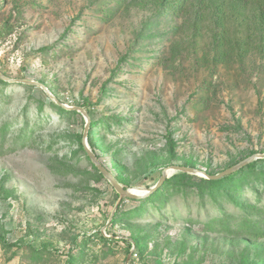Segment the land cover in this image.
Here are the masks:
<instances>
[{"label":"rangeland","instance_id":"rangeland-1","mask_svg":"<svg viewBox=\"0 0 264 264\" xmlns=\"http://www.w3.org/2000/svg\"><path fill=\"white\" fill-rule=\"evenodd\" d=\"M200 1L0 0V264H264V43ZM87 128L126 189L199 174L121 199Z\"/></svg>","mask_w":264,"mask_h":264},{"label":"trees","instance_id":"trees-1","mask_svg":"<svg viewBox=\"0 0 264 264\" xmlns=\"http://www.w3.org/2000/svg\"><path fill=\"white\" fill-rule=\"evenodd\" d=\"M200 3L204 4L206 8H208L209 10L215 13V17H216L215 22H217L218 24L217 28H222L224 26L228 16L236 15L237 14L236 11H238L237 8L244 9L247 12V14L241 12L242 13L241 15L246 16L244 18V21L245 22L248 21L251 24L250 27H253L251 34L256 33V35L260 38V41L264 43V0H201ZM166 6H170V4H166L165 7ZM175 6H176L175 3L171 4V7H173V11L175 10L174 8ZM224 34L225 32H221L220 34L215 35V38H218V36L224 37ZM239 42L231 43L230 45H234ZM239 46L242 45L239 44ZM82 148L84 149L83 145ZM93 167L97 170V168L94 165ZM228 177L229 176L224 177L220 180H210V179L209 180L212 183H219L220 181H222L223 179H227ZM158 191L159 189L155 193H157ZM155 193H153L152 195H154ZM152 195H150L149 197L151 198ZM142 200L143 199L134 200V201H142Z\"/></svg>","mask_w":264,"mask_h":264},{"label":"water","instance_id":"water-1","mask_svg":"<svg viewBox=\"0 0 264 264\" xmlns=\"http://www.w3.org/2000/svg\"><path fill=\"white\" fill-rule=\"evenodd\" d=\"M0 78L3 79V80L8 81L1 74H0ZM38 85L41 88H43V90H45V92L50 97H53L45 86H43L41 84H38ZM75 109L76 110H80V112H83L82 109H80V108H75ZM88 130H89V128L86 129L85 134H84V144H83L84 145V149H85L89 159L91 160L92 164L97 168V170L100 172V174H102L112 184V186L115 188L117 193L120 195L121 199L141 200V199H144L146 197H149L150 195L155 193L159 188H161L163 186V184L169 178V173L186 172V173H189V174H199V172L196 169H193V168H187V167H181V166H173V167L169 168V170L165 171L163 173L160 181L154 187L148 189L145 194H141L140 195V194L133 193V192H131V189L124 188L118 182V180L99 162V160L97 159V157L93 153V151L90 150V148L88 146V142H87ZM262 157L264 158V155L261 156V158ZM253 160H255V157H251V158L245 160L244 162H242V163H240V164H238V165H236V166H234V167H232V168H230L228 170H225L221 174L214 175V176L205 174L204 176H206L210 180H220V179H222L224 177H227V176H229L231 174H234L235 172L239 171L243 167L247 166L249 163L253 162Z\"/></svg>","mask_w":264,"mask_h":264},{"label":"bare ground","instance_id":"bare-ground-1","mask_svg":"<svg viewBox=\"0 0 264 264\" xmlns=\"http://www.w3.org/2000/svg\"><path fill=\"white\" fill-rule=\"evenodd\" d=\"M147 190H143V189H137V188H134V189H131V192L133 193H142V194H145ZM141 195V194H140Z\"/></svg>","mask_w":264,"mask_h":264}]
</instances>
